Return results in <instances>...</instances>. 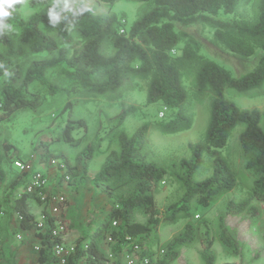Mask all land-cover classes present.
I'll return each instance as SVG.
<instances>
[{"label":"trees","instance_id":"trees-1","mask_svg":"<svg viewBox=\"0 0 264 264\" xmlns=\"http://www.w3.org/2000/svg\"><path fill=\"white\" fill-rule=\"evenodd\" d=\"M99 1L113 6L119 0ZM132 1L147 2L152 6L128 27L126 20L119 19L117 13L101 11L99 2L80 0L69 3L66 8L56 4L55 0H22L14 6L16 11L6 21L17 24L20 35L16 37L10 30L0 32L2 121L9 120L22 109L37 111L44 99L40 92L31 89V85L38 81L47 83V74L56 68H61L70 84L58 87L48 83L53 93L70 94L73 90L83 89L106 94L116 91L127 81L146 80L147 103H163L166 111L161 118L171 112L168 119L156 127L164 135L190 130L194 124V102L207 97L211 100L205 135L190 145V157L180 159L182 172L174 175L182 182L184 195L170 205L164 215L157 206L156 193L159 185L165 183V177L173 176V171L148 160L142 151L148 142L151 124L141 125L131 136L124 130L119 132L120 150L108 154L93 179L96 187L109 196L111 210L93 233L77 239L70 264H80L82 259L89 264H107L108 256L101 247L103 241L111 237L112 241L108 242L114 245L116 253H120L129 245L127 236L140 245L142 255L149 256L157 264L175 261L180 249L193 241L198 227L192 221L188 222L184 230L166 244L167 251L161 259L153 250V238L163 222H176L181 213L188 215L193 203L208 208L219 196L239 187L238 174L222 150L233 131L241 125L244 129L239 138L245 167L255 179L243 198L227 203L226 211L227 214L255 218L261 214L264 204V109L241 108L227 94L230 89L242 93L264 84V0H260V11L255 20L236 15L244 0ZM25 3L37 9L28 17H24L21 10ZM53 8L60 17L55 25L49 17ZM195 24H205L214 30L207 43H200L184 30ZM75 33L83 40L78 47H73ZM219 51L241 58L258 55V59L252 70L235 75L216 60ZM43 53L50 55L40 56ZM189 70H195L196 78L191 88L187 87L184 78ZM72 110L73 104L64 106L62 113L68 115L56 140L76 146L81 139L74 136V130L83 128L87 131L88 125L84 119L72 117ZM131 112L132 107L123 109L115 117L117 125H122ZM5 144V149H9L10 146ZM206 155L212 159L213 172L209 177L197 180L195 174ZM16 158L26 160L21 156ZM1 164L0 181H3L5 174ZM67 164L72 173L68 183L73 184L78 167L68 161ZM87 164L84 172H87ZM18 173L19 182L25 186L27 174ZM32 199L43 205L39 197L25 193L16 197L11 210L20 214L19 226L23 230L36 231L41 244L39 264H53L55 241L50 224L56 217L49 215L46 228H38L39 217L30 206ZM137 214L147 216L146 221L137 220ZM219 220L222 242L238 251L241 243L227 225L226 215H220ZM114 221L118 222L117 226L113 225ZM213 245L211 238L203 243L200 256L204 264H216ZM7 257L4 255V259Z\"/></svg>","mask_w":264,"mask_h":264},{"label":"rangeland","instance_id":"rangeland-1","mask_svg":"<svg viewBox=\"0 0 264 264\" xmlns=\"http://www.w3.org/2000/svg\"><path fill=\"white\" fill-rule=\"evenodd\" d=\"M76 1L80 0H55L56 4L60 6H65V2L69 4ZM86 1L90 3L99 2L101 11L117 13L119 19L126 20L128 27L152 6L147 2L132 0H119L113 6L101 3L99 0ZM259 7L260 0H244L238 6L236 15L255 20L259 15ZM21 10L23 16L28 17L37 9L25 3ZM45 29L52 32L46 27ZM184 30L202 44L207 43L214 32L211 27L205 24H195L184 28ZM10 31L18 37L21 29L17 24H12ZM82 42L83 40L75 33L73 47L80 46ZM49 55L43 53L40 56ZM215 58L220 64L232 70L235 75H240L255 67L258 55L251 58H241L230 52L219 51ZM184 78L187 87H193L196 82L195 70L186 72ZM47 81V83L38 81L31 85V89L40 92L44 99L42 106L37 111L22 109L17 111L9 120H0V162H2L1 166H7L12 173L8 176V181L7 179L0 181V264H39L35 260L38 253L36 247L40 245L36 231L23 230L19 226L17 214L11 210L12 202L16 197H20L24 189V184L19 182L17 176L19 170L14 165V157L16 159L17 156H21L30 160L33 155L37 159L41 158V161L48 163L46 167L40 169L45 174H48L49 168L53 166L50 164L52 157L58 158L61 162L68 161L72 166H77L79 169H83L85 163L88 162L87 171L98 172L108 154L113 150H120L118 134L121 130L131 136L141 125L149 123L152 129L148 142L142 151L148 160L173 171V176L167 175L164 179L165 183L159 185L156 193L157 206L161 215H164L167 208L178 202L185 192L182 182L174 177L177 175L176 173L182 172L179 161L181 158L190 157V145L204 137L209 124L211 100L207 97L194 102L195 117L193 127L190 130L176 135L161 133L156 128L157 124L166 121L171 112L168 111L166 117L161 118L160 112L163 111V103H147V81L143 79L127 81L116 91L106 94H95L83 89L73 90L70 94L51 92L48 83L56 84L58 87H66L70 84L69 80L62 74L61 68L49 71ZM1 85L2 80H0ZM227 94L241 108L257 107L264 109V84L260 88L242 93L230 89ZM67 103L73 104L72 117L75 119L82 118L88 125L87 131L83 128L74 130V136L81 139L80 144L76 146L56 140L67 119L68 114L62 113ZM131 107L133 112L127 116L122 125H117L115 117L123 109ZM262 126L264 127V122ZM243 129V125L238 126L222 150L238 174L239 187L219 196L208 208L193 203L188 215L181 213L176 222H163L152 241L153 250L158 259L164 256L165 252L162 250L167 251L166 244L182 232L188 222L192 221L198 227L197 234L189 245L180 249L179 256L171 264H204L200 251L203 243L209 238L214 241L213 249L217 254L216 264H264V204L261 207V214L255 218L227 214L226 211L227 203L232 199L243 198L255 179L253 173L245 167L246 160L239 138ZM4 142L5 145L10 146L7 149L9 151L5 149ZM89 153L90 156H88ZM12 160L13 163H11ZM55 169L58 176H61L62 171L57 167ZM212 172V159L206 155L203 164L195 174L196 179L203 180L209 177ZM40 213L37 214V217ZM222 214L226 215L227 225L241 243L238 251L224 244L220 238L219 219ZM104 218V215H101L96 217L91 225L88 224L90 233L97 229ZM136 219L145 222L147 216L137 214ZM75 228L76 226L73 227V230ZM103 244L108 259L112 260L113 258H110L109 255L111 253L118 254L113 249L114 245L108 241H103ZM4 255L8 257L4 259ZM117 261L114 262L117 264L127 263L123 253L119 255Z\"/></svg>","mask_w":264,"mask_h":264},{"label":"built area","instance_id":"built-area-1","mask_svg":"<svg viewBox=\"0 0 264 264\" xmlns=\"http://www.w3.org/2000/svg\"><path fill=\"white\" fill-rule=\"evenodd\" d=\"M121 31L124 32V29ZM165 111L166 108L160 112L161 117L165 115ZM35 160L36 157L33 155L30 160L14 159L15 167L20 173H26L28 178L22 194L28 193L35 195L36 197H39L44 205V209L41 211L38 218V228H46L48 221L47 217L49 215L56 217L53 223L50 224L52 239L55 241L52 249L55 257L53 264H70V255L74 251L75 245H70L67 242L69 226L63 215L68 204V197L63 189L50 186V175L45 174L42 170L38 169L35 165ZM50 164L62 171L61 177L64 182H69L72 179V173L68 169L67 162H61L58 158L52 157L50 159ZM16 214L18 217H21L18 212ZM113 225L117 226L118 222L114 221ZM19 237L21 238V236ZM108 241H112V238L109 237ZM127 241L129 242V245L123 250V256L127 261V264H157V262L152 261L149 256L142 255L141 247L135 239L127 236ZM36 248L39 251L41 244ZM162 252L165 251L162 250ZM111 254L109 255L110 258L113 256Z\"/></svg>","mask_w":264,"mask_h":264},{"label":"crops","instance_id":"crops-1","mask_svg":"<svg viewBox=\"0 0 264 264\" xmlns=\"http://www.w3.org/2000/svg\"><path fill=\"white\" fill-rule=\"evenodd\" d=\"M47 164L48 163L46 161H41V158H36L35 160V165L39 169L46 167ZM3 169L5 179L8 181V176L12 173L9 171L7 166H3ZM77 169L78 174L73 178V184L71 185L70 183L68 184V182H64L63 178L58 176L55 167L51 166L48 171V174L50 175V186L53 188L58 187V189H63L68 197V204L64 211V218L69 226L67 242L70 245H75L77 239L90 234V226L88 224L91 225L96 217L101 215H104L105 217L106 213L108 214L112 207L109 196L94 184L93 179L99 171L84 172L83 169ZM30 206L35 214L40 213L44 209L42 204L33 199L30 200ZM75 226L76 228L73 230V227ZM101 247L104 248L103 243ZM122 253L123 252L111 254L113 255V259L108 260L107 264H117L114 261L118 262L117 260L119 255H122ZM35 260L38 261V253L35 256ZM80 264L89 263L86 259H82L80 260ZM121 264L127 263L122 262Z\"/></svg>","mask_w":264,"mask_h":264},{"label":"clouds","instance_id":"clouds-1","mask_svg":"<svg viewBox=\"0 0 264 264\" xmlns=\"http://www.w3.org/2000/svg\"><path fill=\"white\" fill-rule=\"evenodd\" d=\"M22 0H0V32H3L5 30H10L12 25L7 23V19L12 17L14 12L16 11L15 5L21 3ZM69 5L67 2H65V7L67 8ZM85 9H81V11H84ZM49 17L51 24L55 25L58 23L60 17L55 12L54 8L49 11ZM8 73L5 72V75Z\"/></svg>","mask_w":264,"mask_h":264}]
</instances>
